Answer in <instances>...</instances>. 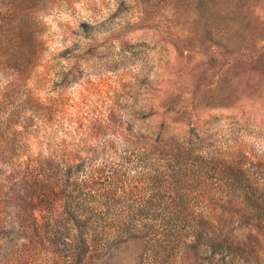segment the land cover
<instances>
[{"label": "rangeland", "instance_id": "obj_1", "mask_svg": "<svg viewBox=\"0 0 264 264\" xmlns=\"http://www.w3.org/2000/svg\"><path fill=\"white\" fill-rule=\"evenodd\" d=\"M157 136L215 169L168 192L202 235L163 264H264V0H0V264H65L35 230L33 188L59 194L63 167L118 165ZM214 192L230 212L209 222ZM144 247L92 264H146Z\"/></svg>", "mask_w": 264, "mask_h": 264}, {"label": "trees", "instance_id": "obj_2", "mask_svg": "<svg viewBox=\"0 0 264 264\" xmlns=\"http://www.w3.org/2000/svg\"><path fill=\"white\" fill-rule=\"evenodd\" d=\"M152 142V148L138 146L124 152L123 163L118 165L95 167L82 162L63 167L59 194L48 191L49 186L58 183L56 180L44 181L43 193L38 192L43 184L33 188L37 191L32 196L36 206L32 205L31 212H45L40 221L32 217L35 230L44 236L42 241L59 252L65 264H92L108 248L127 240L145 246L141 257L146 264H163L181 245L193 249V243L187 240L202 234L189 224L193 216L187 213V197L168 192L179 190L181 171L208 178L207 174L215 169L205 165V157L191 155L195 146L185 147L159 136ZM181 153L185 155L183 159L178 158ZM208 181L204 185L216 192L217 183L208 185ZM215 192L206 200L207 207L213 209L207 212V218L203 216L209 222L215 220V212H230V198ZM248 201L252 209L258 203ZM222 236L214 240L213 247L230 251L234 240L226 234Z\"/></svg>", "mask_w": 264, "mask_h": 264}]
</instances>
